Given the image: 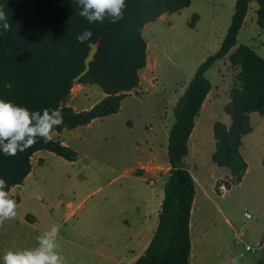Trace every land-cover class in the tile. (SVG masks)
Here are the masks:
<instances>
[{
  "label": "rangeland",
  "instance_id": "rangeland-1",
  "mask_svg": "<svg viewBox=\"0 0 264 264\" xmlns=\"http://www.w3.org/2000/svg\"><path fill=\"white\" fill-rule=\"evenodd\" d=\"M234 2L191 0L179 12L164 13L142 27L148 61L139 71L138 86L122 100L117 113L59 133L53 131L55 139L78 153L77 158L68 161L46 150L34 153L32 173L12 189L21 200L16 217L0 224L2 237L17 234L21 239L28 234L27 247H36L41 233L59 225L64 256L70 246L67 239L82 246L99 235L96 233H105L107 226L117 232L121 224L135 232L146 229L142 224L152 195L162 196L168 177L166 147L173 106L198 65L218 50ZM194 13L199 18L191 28ZM262 35L264 38L250 9L238 33V44L250 46L263 57ZM229 53L206 71L214 101L207 102L196 117L197 127L188 144L186 162L198 185L190 218L196 256L188 264H230L236 256L240 264H254L264 255V244L260 245L264 235V117L250 113L253 131L242 137L240 151L249 167L246 176L227 191L222 186L221 194L214 190L216 182L228 176V170L218 167L211 155L215 147L213 122H231L223 110L237 71L229 63ZM103 96L95 84L74 83L65 103L77 110L88 109ZM40 158L42 164L37 163ZM147 198L149 203H145ZM69 205L78 209L73 218L67 216ZM246 211L252 218L244 216ZM22 212L36 217L34 228L19 221ZM136 242L131 248L134 253L139 250ZM247 245L251 250L245 249ZM75 247L79 261L73 264H103L92 248ZM97 250L102 249L94 252ZM67 264L72 263L67 259Z\"/></svg>",
  "mask_w": 264,
  "mask_h": 264
},
{
  "label": "trees",
  "instance_id": "trees-1",
  "mask_svg": "<svg viewBox=\"0 0 264 264\" xmlns=\"http://www.w3.org/2000/svg\"><path fill=\"white\" fill-rule=\"evenodd\" d=\"M190 1L126 0L124 18L118 23L106 18L103 23L90 24L79 15L81 8L76 0H0V8L11 25L10 30L0 35V98L32 111L59 109L64 123L53 129L57 133L117 113L122 100L138 86L139 71L148 61L142 27L164 13L179 12ZM250 1L235 0L230 24L218 50L198 65L173 106L174 120L166 147L168 177L163 184L158 222L143 254L131 264H188L193 258L190 217L197 186L186 162L189 137L211 88L206 71L234 47L228 60L237 71L228 92L229 100L223 106L231 122L226 125L216 120L212 125L215 147L211 159L228 170V176L216 182L215 192L221 194L222 186L229 190L247 173L248 164L240 151L242 137L253 130L250 113L264 117V57L237 40ZM255 2L256 23L264 30V0ZM198 18L196 13L191 16V28ZM85 30H90L92 36L78 41L77 37ZM90 41L97 45L94 58L89 70L74 82L84 67ZM8 83L12 84L10 90L4 87ZM74 83L95 84L104 96L88 109H74L65 103ZM41 150L68 161L76 160L78 155L55 138L48 143L37 138V143L15 156L0 151V178L6 180L8 191L22 184L31 171L32 156ZM38 163L42 164L43 159ZM12 197L16 202L20 200L18 194ZM255 264H264V255Z\"/></svg>",
  "mask_w": 264,
  "mask_h": 264
},
{
  "label": "clouds",
  "instance_id": "clouds-1",
  "mask_svg": "<svg viewBox=\"0 0 264 264\" xmlns=\"http://www.w3.org/2000/svg\"><path fill=\"white\" fill-rule=\"evenodd\" d=\"M81 10L79 15L88 23H103L106 18L111 23H118L124 18L126 0H76ZM0 35L10 30L7 16L0 8ZM92 36L85 30L77 37L84 42ZM11 89L12 84L4 85ZM64 123L63 114L59 109L45 108L43 111H32L12 100L0 98V151L7 156H15L19 152L32 147L37 138L45 143L54 140L53 129ZM6 180L0 178V224L14 219L17 215V202L7 190ZM60 227L53 225L37 237V246L22 250H8L2 256L3 264H67L60 251ZM230 264H240V257H233Z\"/></svg>",
  "mask_w": 264,
  "mask_h": 264
},
{
  "label": "crops",
  "instance_id": "crops-1",
  "mask_svg": "<svg viewBox=\"0 0 264 264\" xmlns=\"http://www.w3.org/2000/svg\"><path fill=\"white\" fill-rule=\"evenodd\" d=\"M254 1L255 0H251L249 3V7L247 10L244 22L248 16V11L250 9H251L253 14H256L257 4H256V2L254 4ZM254 16H252V19L254 18ZM244 22H243V24H244ZM261 31H262V29H261ZM263 32H264V30H263ZM262 39L264 40L263 35H262ZM263 57H264V55H263ZM212 90L213 89H212V85H211V88H210V90H209V92H208V94H207V96H206V98L202 104V107L200 109L201 112L203 111V108L205 107L207 102L209 104L210 102L214 101V94H213ZM224 123L226 125L230 124V122H224ZM210 126H211V124H210ZM196 127H197V125H196ZM194 128H195V126H194ZM193 135H194V131L192 134H190L191 137H189V138H192ZM60 141L63 142L62 140H60ZM189 142H190V140H189ZM31 161H32V159H31ZM37 163H38V161H37ZM248 169H249V167L247 166V170H246L247 173H248ZM31 170H33V168H31ZM30 172L32 173V171H30ZM196 186L198 187L197 183H196ZM12 189H13V187L11 188V193L14 194L12 192ZM225 191H227V190H225ZM162 197H163V193H162V196L160 195V197L157 196V194L155 195V193H153L152 201L150 200V198H147L145 203H149L151 201L150 202L151 205H150L147 213H145V214H147L146 215L147 218L145 219V224H142V226L145 227L146 229L142 230L141 232H135L133 230H126V228L124 229L125 226H123L121 224V228L118 232L115 231L113 227L107 226V227H105L106 228L105 233H103L105 235L100 234V233H96L99 235H95L94 239H88L87 242L82 246L77 242L68 241V239H67L66 242H69L70 246L68 247V249L64 253V256H65L66 260L68 259V263L73 264V263H75V261H79L78 253L76 251H74L73 245L77 246L75 248H81L82 250L87 249V248H92L91 251L93 253H95V255L102 260L103 264H131L132 262H134L140 255L143 254L144 250L146 249V247H147V245H148V243H149V241H150V239H151V237L155 231V228H156V225L158 222V212L160 209ZM19 198H20V196H19ZM194 199H195V201H193V202L196 203V198L194 197ZM20 200L18 202H20ZM195 203H194V205H195ZM192 206H193V204H192ZM77 210L78 209H75L74 207H71V205H69V210H68L67 216L69 218L75 217V215L77 214ZM191 212H192V210H191ZM251 216H253V215L251 214ZM77 219L78 218H76V220ZM19 221L21 223L27 225L28 227H33V228L37 224L36 217L34 215L24 214V212L21 213ZM146 225H147V227H146ZM21 235H23V234H21ZM94 241H96V242H94ZM135 241H137L136 242L138 244L137 248L139 249L136 253H134V249H131L133 247V244L135 243ZM98 242H99V244H98ZM101 242H103V243H101ZM32 244H33V242H32ZM191 244H192V241H191ZM262 244H264L263 233L260 237V245H262ZM27 246H29L28 234L26 236L23 235V238H21V239L18 238L17 234L12 235L8 238L2 237L0 235V264H3L2 256L6 251L27 249L28 248ZM31 248H34V247H31ZM96 248L97 249L101 248L102 250H97L94 252V250ZM191 248H192V245H191ZM130 255H132L133 257L131 256V258H130Z\"/></svg>",
  "mask_w": 264,
  "mask_h": 264
},
{
  "label": "water",
  "instance_id": "water-1",
  "mask_svg": "<svg viewBox=\"0 0 264 264\" xmlns=\"http://www.w3.org/2000/svg\"><path fill=\"white\" fill-rule=\"evenodd\" d=\"M96 50L97 45L90 41L88 52L84 58V67L80 71V73L76 77H74V82H77V80L89 70L90 62L93 60Z\"/></svg>",
  "mask_w": 264,
  "mask_h": 264
},
{
  "label": "built area",
  "instance_id": "built-area-1",
  "mask_svg": "<svg viewBox=\"0 0 264 264\" xmlns=\"http://www.w3.org/2000/svg\"><path fill=\"white\" fill-rule=\"evenodd\" d=\"M244 216L246 217V218H251L252 216H251V214L249 213V212H245L244 213ZM245 249L246 250H251V248L247 245V246H245Z\"/></svg>",
  "mask_w": 264,
  "mask_h": 264
},
{
  "label": "bare ground",
  "instance_id": "bare-ground-1",
  "mask_svg": "<svg viewBox=\"0 0 264 264\" xmlns=\"http://www.w3.org/2000/svg\"><path fill=\"white\" fill-rule=\"evenodd\" d=\"M195 252V251H194ZM196 256V254L194 253V257Z\"/></svg>",
  "mask_w": 264,
  "mask_h": 264
}]
</instances>
